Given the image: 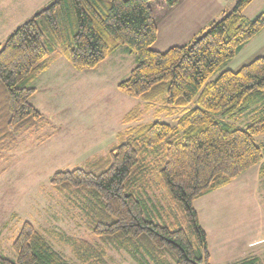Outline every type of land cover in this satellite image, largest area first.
<instances>
[{
    "label": "trees",
    "instance_id": "16d2710c",
    "mask_svg": "<svg viewBox=\"0 0 264 264\" xmlns=\"http://www.w3.org/2000/svg\"><path fill=\"white\" fill-rule=\"evenodd\" d=\"M179 1L165 0L170 7ZM251 1L237 0L190 41L164 51L152 48L158 35L152 0H52L37 10L0 46V174L19 135L37 133L47 124L30 99L36 92L31 83L49 66L50 53L58 49L74 68L86 70L125 46L137 64L117 83L121 91L147 105L161 101L173 109L194 106L176 124L132 126L142 114L135 106L123 116L128 126L117 133L118 142L106 157L95 160L109 159L106 170H57L51 185L59 191L86 189V206L99 218L93 232L128 248L141 264H211L194 201L258 164L263 171L264 148L254 136L264 134V104L260 117L244 128L221 118L257 100L264 103V54L237 69L226 68L264 29L263 14L254 19L245 14ZM52 135L37 139L44 142ZM161 144L163 157L154 165L155 177L182 208L188 230L153 220L136 190L145 176L146 156ZM71 242L83 264H110L100 245L85 239ZM12 248V256L0 252V264H72L30 221L21 225ZM257 261L251 256L227 264Z\"/></svg>",
    "mask_w": 264,
    "mask_h": 264
},
{
    "label": "rangeland",
    "instance_id": "374dc122",
    "mask_svg": "<svg viewBox=\"0 0 264 264\" xmlns=\"http://www.w3.org/2000/svg\"><path fill=\"white\" fill-rule=\"evenodd\" d=\"M51 1L0 0V13L10 14L9 25L16 29ZM235 1L222 3V6L226 4V9L230 10ZM261 1H253L245 12L251 16ZM217 5L219 3L210 6L209 15ZM152 7L160 23L159 39L152 48L164 51L184 41L190 34L186 31V18H169L171 7L165 0H152ZM194 12L195 9L188 7L186 14L190 16ZM220 17L218 14L215 19ZM124 48L86 70H77L66 57H54L55 53H50L49 68L31 83L36 92L30 101L44 114L47 124L37 133L30 131L19 135L12 158L4 164L8 167L0 174V252L13 255V240L23 222L30 221L72 264H83L73 250L72 239H85L100 245L110 264H141L128 248L93 232L92 226L99 218L95 210L86 206L89 203L83 195L88 194L86 189L59 191L50 181L57 170L82 167L96 174L106 170L110 166L109 159L95 160L106 157L118 142L117 133L128 126L123 123V116L135 106H140L142 114L132 126L154 121L176 124L178 117L194 106L195 102L173 109L161 101L147 105L143 99L121 91L117 83L137 64L136 55ZM60 58L67 62V68H62ZM263 104L257 100L236 110L231 117L221 118L244 128L260 117ZM49 133L53 134L50 138L38 141L37 136ZM254 138L264 148V134ZM163 145L146 156L145 176L136 190L147 201L146 208L153 220L188 230L182 208L170 199L165 186L155 177L154 165L163 157ZM262 166V173L258 166L253 167L228 185L194 201L200 223L207 233L209 250L213 253L211 264L234 263L251 256L258 257L257 264H264V161ZM254 239L260 241L250 247Z\"/></svg>",
    "mask_w": 264,
    "mask_h": 264
},
{
    "label": "crops",
    "instance_id": "0c3cea01",
    "mask_svg": "<svg viewBox=\"0 0 264 264\" xmlns=\"http://www.w3.org/2000/svg\"><path fill=\"white\" fill-rule=\"evenodd\" d=\"M253 1H256V0H252L251 3ZM226 2L230 3V0H180L177 5L172 6L168 14L169 18L177 19V17H185L186 18L185 24L187 23L188 25V27L186 28L187 29L186 31L190 33L188 34V36L184 37L183 39L184 41H181L179 44H184L190 41L193 37L197 36L211 21L216 20L215 19L216 15L218 14L221 15L223 11L228 10L225 7L226 4L222 6V3H226ZM235 2L233 4H235ZM216 3H219V6L217 5L216 7H214L213 14L209 15L210 6H214ZM249 5L245 8V11L249 7ZM188 7L189 9L191 8L195 9V12L192 15L190 14V16L186 14ZM253 11L254 12L251 16H249L246 12L245 14L251 19L258 17L261 14L264 15V0H262L260 4L257 6V8L254 9ZM7 13L9 12L7 11ZM10 21H11L10 14L7 16V14L2 15V13H0V46L4 43V41L8 37L9 32H11L12 30L14 31L15 26L14 27L10 26L9 25ZM157 24H158V32H160V23L158 22ZM158 39H159V36L157 35L156 40ZM179 44H174V45H179ZM263 48H264V29L242 48V50L226 65V68H229V69L239 68L241 65L251 61L253 58L259 55H263L264 53H260L262 50H264ZM117 51L118 49L114 53H112L111 56L113 57V55H115ZM52 53H55L54 57L56 55H60L61 57H66L63 53L61 54L57 50H55ZM57 59H59V57ZM60 62L63 64L62 68H67V62H65L63 58H60ZM257 166L259 167V169L261 168V164H258L254 167H257ZM250 169H253V167ZM250 169H248L247 171H250ZM247 171H245L244 173H246ZM259 241L260 239H254L253 241L249 243L250 247H252L251 246L252 244L256 242L258 243ZM208 245H209V242H208ZM212 254L213 253L211 252V256Z\"/></svg>",
    "mask_w": 264,
    "mask_h": 264
}]
</instances>
